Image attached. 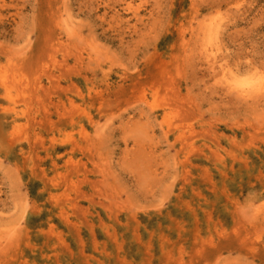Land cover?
I'll return each mask as SVG.
<instances>
[{"label": "rangeland", "instance_id": "obj_1", "mask_svg": "<svg viewBox=\"0 0 264 264\" xmlns=\"http://www.w3.org/2000/svg\"><path fill=\"white\" fill-rule=\"evenodd\" d=\"M0 264H264V0H0Z\"/></svg>", "mask_w": 264, "mask_h": 264}, {"label": "bare ground", "instance_id": "obj_2", "mask_svg": "<svg viewBox=\"0 0 264 264\" xmlns=\"http://www.w3.org/2000/svg\"><path fill=\"white\" fill-rule=\"evenodd\" d=\"M2 81L4 82V84H6V81H5V79H3Z\"/></svg>", "mask_w": 264, "mask_h": 264}]
</instances>
